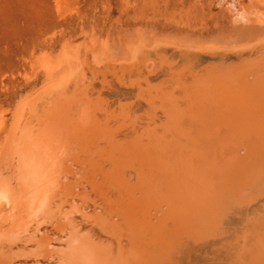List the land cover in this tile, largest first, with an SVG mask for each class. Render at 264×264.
I'll return each mask as SVG.
<instances>
[{"label":"rangeland","instance_id":"rangeland-1","mask_svg":"<svg viewBox=\"0 0 264 264\" xmlns=\"http://www.w3.org/2000/svg\"><path fill=\"white\" fill-rule=\"evenodd\" d=\"M252 3V0H0V162H2V158L5 155L6 157L8 156L9 162H11V164L14 163V169H16L17 167L19 168V166L23 165L22 167L31 170L30 164L36 163L32 161L33 158L31 157L34 156L36 158V156L38 157L41 154L40 156L43 155V158L45 159L44 161L46 162L45 169L47 172L49 170V172L47 174L45 173V176L44 174L43 176L40 174L42 177H44V179H41L39 176L38 180L40 179L39 181L40 183L42 182L41 184H43V182L45 181V185L48 184L50 180L52 181V183L50 182L48 185H46L47 187L45 188L47 189L45 191V194H48L50 196H47L49 200L47 199L48 201L45 202L46 205L44 204L41 206L40 212L37 211L35 213V216L37 218L35 216L34 218L36 219V221L31 217L32 221H34L29 224L30 228L32 227L33 229V226H37L40 223L43 224V227H47V229L50 230L49 233H51V240L55 241L59 239L58 237L61 236L60 234L63 233V231L66 230L65 228H67L68 226L66 225L67 222L65 221V216H72V213L70 214V210L73 211V215L75 211L76 216L77 213H79V216L82 215L83 211L81 210L84 209L85 211L87 208L89 210L87 209L88 211H85L84 213H97L100 209L98 204L101 202L100 206L102 207L100 212H102V214L104 215L107 214L106 218H110L109 220L111 221H114L113 219H116L115 222L118 221V225L120 226L126 225L125 227L122 226L123 228L119 226L120 230L122 231L121 237L125 239L123 240L122 244L127 247L132 246L133 251L136 253V255L139 253L138 256H143V259L147 258L149 260V258H151L150 262L146 259L149 263H152L154 261L153 259H163L170 255V257L173 258V261L171 260V264H264V260H261L264 259V163H259L256 166L258 170L256 168H253L250 172L245 174L244 177L242 176L241 179L234 182L233 185L231 184L232 186L230 185L224 190L222 199L223 202H221V205H218V208H215V211L208 213V220H205L201 224V226H195L197 227V230L198 228L200 229L197 232L202 238L197 235L198 233L193 234L196 231L191 228L195 229V227H190L188 225L189 227H187V229H191L189 231H194L192 234L195 235L198 240H196L197 238L194 239L195 236H191V232L189 233L191 236L190 238V236L186 234V230L180 231L178 232V234L176 233L175 228L178 226V223H175V225L177 224L176 227L172 225V223L174 224L177 219L174 221L176 215L171 210L172 202H169L171 201V199L169 200V198H167L165 195H162L164 194L162 192H160L161 194L157 193L159 196H157V194L155 193V197H150V195L145 196V188L149 186L146 184L148 182H145V184L147 185L145 186L142 182L143 180H140L138 177H136L138 175L137 171H135L136 174H134V170H132L133 168H136L135 170H138L140 168L150 170L153 167L154 160L162 162L161 165L164 166L169 164L170 162L173 165H175V163H178L177 160H179V151L176 148L174 150V147H172L173 150L170 148V150L167 149L166 151L163 146L164 139L169 140L172 139L171 137H173V130L171 128L170 130L165 125L166 122H168L169 125L172 126V128H175V121L172 119V117L174 118V115L168 114L166 112V108L169 105L170 107H168L172 108V110L176 107V110L178 108L179 111H182V109L188 106L189 101L184 100L183 97H185L186 91H188L187 86L190 87L193 84V77L191 76V73L197 74L203 81L204 79L206 80L209 77V79H207L209 81H205V83L208 82L206 83L207 86L211 84L213 85L214 83V85H216V81L214 82V79H212L213 75L218 74V77L217 75L214 76L215 79H221L220 76L224 77L223 75H232L235 72L239 71L241 67H244L248 64L253 65L255 63V60L258 58L255 54V51L258 48L254 49L253 47L247 45V42L252 43V40L245 38V40L243 41L244 38L238 37L239 35L238 33H236L237 28H239V30H246L247 25L240 23L237 24L235 22V18H233L234 12L231 10V6L233 5L238 6L237 8L244 9L245 7L249 9L251 8L250 6H252ZM253 4H255V1ZM259 7L262 8V5H259ZM160 38L164 39V41ZM156 39L158 41H156ZM142 40L145 43L142 42L141 44ZM151 41H153L154 43ZM203 43L205 45L208 44V46H206L208 48H206ZM213 43H215L217 47H215ZM75 45H77V47ZM63 49H66V51H64ZM231 49L232 51H229ZM64 52L65 55L67 54V56H69L66 60H64V57H67L63 54ZM100 52L103 55H101ZM104 52L107 54H105ZM60 56L61 58H59ZM71 56L78 59H70ZM120 57L122 60L119 59ZM98 61H101V63H98ZM65 62H69L68 65H71L66 66L67 64ZM48 66L51 67L49 68ZM71 68L72 70H70ZM49 70L51 71L49 72ZM189 70L192 72H190ZM63 71L65 72L62 74ZM57 74H59L60 76L62 74V78L66 77L64 79L65 81L63 79L61 80V77L57 78L59 76ZM84 74L87 77H85ZM55 78L60 81L55 80ZM139 78H141L142 81ZM225 79L226 77L222 78V80L224 81ZM249 79L252 80L253 75L249 76ZM51 80L53 81V83ZM61 81H63L64 83H62ZM218 82L219 81H217V85L219 84ZM125 89H130L132 91V95L126 93ZM142 89L143 91L146 90L143 93L144 95L142 94L143 97L141 95H138V91ZM169 92L170 95L168 94ZM140 96L142 97V99ZM30 97L33 98L32 101ZM26 98L30 100L27 99L28 101H26ZM24 100L26 102H24ZM137 100H140L139 102L141 104H139ZM21 102H23L22 107ZM19 103L20 109L18 108ZM149 106L151 108H149ZM16 109H19L20 112L22 111L21 113L19 112V114H21L20 116H18L19 119L17 120V122L19 123H16L18 126L15 124L16 121H14L15 116L18 113V110L17 112L15 111ZM151 109L152 111H150ZM178 110L177 112H179ZM148 114L150 115V117ZM157 117L159 119H157ZM13 124L16 125L15 129V125ZM167 129L169 133H166ZM10 132L11 136H8ZM75 135H77L78 137ZM141 136L142 138H139L141 144L136 143L135 139ZM74 139H77L79 141L77 142ZM153 141L155 142L153 143ZM76 143H78V145ZM79 145H81V149L84 148L85 151L82 150V152L84 151V153L81 152ZM137 145L139 149H136ZM24 147L27 149V151H25L26 149ZM38 148L41 149L39 150ZM86 149H88V153H85ZM134 149H136L137 151ZM176 150L177 152L174 153V151ZM76 151L77 153H74ZM90 151L93 154V156L91 154L93 158L90 157ZM36 152H39L37 153L38 155L36 154ZM170 152H172V154ZM79 153L83 155H80ZM77 154L80 156H76ZM71 156L74 157L72 158ZM87 156L88 158H90L86 160ZM168 156L171 158V160ZM29 157L32 160H30ZM101 158L105 160L102 161ZM23 159L27 161L25 162ZM82 159L85 163L81 162ZM113 159L115 162L113 161ZM13 160L17 161V163L20 161L18 166L17 163L13 162ZM78 160L79 162H77ZM109 161H111V165L108 163ZM118 161L121 163H119ZM89 162L90 164H88ZM34 164L32 165L35 167L36 165ZM81 164L82 167H80ZM84 164L85 168H83ZM115 164L118 168H116ZM26 165H29L30 167ZM119 165L121 166L119 167ZM125 165L130 168L128 169L126 167L124 172ZM101 166L104 167L103 170ZM168 166H166L167 170H172L173 166ZM22 167H20V171L23 169V171L25 172V168ZM36 167L34 168V171L37 170ZM99 167L101 168V170H99ZM121 167H123V172L126 175H120L119 168ZM82 169L85 170L83 171ZM105 170H108L109 173H107L108 171ZM31 171H33V167ZM52 171L53 173H51ZM253 171H255L256 173H259L260 171V173L256 174ZM126 172L130 175L132 174V176H128ZM103 174L106 176H104ZM196 174L197 172L195 171L194 175ZM52 175L53 177H51ZM57 175L61 176L58 177ZM246 175L248 176V178ZM96 176L98 177L96 178ZM125 176L129 177L130 179L127 178L128 180H126ZM50 177L53 179H50ZM80 177L84 179H80ZM256 177L258 178V180ZM112 178H117L118 180L115 179L116 181H113ZM137 178L138 181L140 180V182L136 180ZM75 180H77L81 184L79 185V187L76 186L78 185V182ZM79 180H81V182ZM248 180H250L249 183ZM128 181H130L132 184ZM113 182H115V185L111 187ZM253 182L255 184H253ZM124 183H126L127 186L122 185ZM57 184L61 186H57ZM83 184H86L87 187H83L85 186ZM154 184L156 185V182H154ZM203 184L204 187L202 189V193H205V191L208 190V187H210V184L208 181H203ZM62 185H64V187H62ZM128 185L130 186L128 187ZM142 185H144L145 187L143 188ZM230 187H232V189ZM105 188L107 189L105 190ZM112 188H115L118 191ZM148 188H150V186ZM82 189L85 191H83ZM121 189L125 190L122 191ZM140 189L143 191H141ZM110 190L111 192L108 193V191ZM130 190H133V192H131ZM57 191H60V194ZM89 191L91 197L87 196V194H89ZM137 191L139 192L135 194ZM56 192L58 193L57 197ZM119 192L121 193L119 194ZM128 192H131L130 195H128ZM107 193L109 196H107ZM71 194H73V196H71ZM153 194L154 193H152L151 195ZM99 196H101L102 198ZM162 196L163 199L165 198L164 200L162 199ZM68 197L71 199L74 197L75 198L74 200H71ZM76 197L78 198V200L76 199ZM107 197L113 198H109L110 200L105 199ZM50 198H52V202L50 201ZM90 198L93 199L90 200ZM143 198H145V200ZM150 198H152L153 200H150ZM166 198L168 200H166ZM3 199H1L0 202L2 204L5 203L7 206L5 207L8 208L6 200ZM58 199L61 202H59ZM98 200H102L103 203H105L102 205V201ZM111 200L113 202H111ZM154 200H156L157 203ZM161 200L164 201L163 204L167 203V205L164 206ZM75 201L77 202L75 203ZM89 201H92V203L90 202L91 206L89 205ZM96 201L98 202V204ZM143 201H145L148 205L146 206L144 204L145 202ZM50 202L51 204H49ZM54 202L55 206L53 208ZM56 202L58 203L56 204ZM80 202L81 204H79ZM107 202L109 203L107 204ZM72 203H74L75 205H73ZM118 203L121 207L118 205ZM112 204H114L115 207H112L114 206ZM137 204L140 205L136 206ZM19 205H16L15 208L21 209L24 206L23 204ZM47 205L48 207H46ZM80 205H83V207H81ZM160 205H162L161 208H158L157 206ZM93 206L95 207V209ZM168 206H170L171 208H169ZM72 207L75 208L72 209ZM89 207H91L93 210H96L97 208L98 209L97 211H93ZM103 207H107L105 209V212L107 213L102 211ZM116 207H118L119 209H117ZM134 207L137 209H133ZM15 208H12V212L15 217L18 216L19 213V219L24 220V218H28V216L32 215L30 214L32 212V209L28 210L29 208L26 209V206L21 209H26V211H22L23 213H20L21 210H17ZM61 208H63V212ZM144 208L146 210H144ZM148 208L150 210H148ZM114 209H116V211ZM56 211H58L59 213L57 212L56 214ZM80 211L82 214L80 213ZM90 211L91 213H89ZM119 211H121L122 216L119 214ZM163 211L164 214L162 215ZM24 212H29L30 215L27 213L25 214L24 218H22V214L24 215ZM124 212L125 214H123ZM154 212L156 215L154 214ZM42 213H45V215ZM127 213H129V217ZM38 214L40 215L39 217L41 218V221L39 220L40 218L38 217ZM110 215L113 216V218ZM131 215L133 216V218L131 217ZM146 215L148 217L145 220L144 218L146 217ZM44 216H46V219ZM114 216H116L117 218ZM156 216L162 217L160 219ZM163 216L165 218H163ZM120 217L121 219L123 218L122 220L124 221L122 225L120 222L123 221H121ZM152 217L154 220L152 219ZM57 218L59 220L61 218L62 221H59ZM118 218L119 220H117ZM87 219L89 221L88 223L92 224L93 222V224H96V222L93 221V217L91 219L90 217ZM155 219L160 220L155 221ZM167 219L172 220L171 224H168L170 223V221L167 222ZM130 220L135 221L138 226L142 225V229L146 224V226H144V230L147 231L152 226H156L157 228H154H156L155 230L159 229L157 232H159L160 235L158 236H161L164 232L163 236L158 238L156 232L153 230L154 228L151 229V231L153 232H150V236L152 238L148 235L150 233H146L147 231H145L147 235L144 234V236L146 235L148 239L150 238L149 240L153 241L156 238V241H158L156 242L154 240L155 243L154 246H152L160 249H157L156 251V248L153 249V247H149L151 245L147 247L146 244L144 247H142L144 245V242H148L147 245L153 243L151 241H147L148 239H146V237L144 236L142 237L145 238V240L142 241L143 245L140 244L141 242L136 244H140V246L142 247L141 250L137 248L136 245L135 247H133V245H130L128 243V235L131 233L128 225L129 222H131ZM209 220L210 222H208ZM145 221H148L149 223ZM152 221L153 224L156 225H153ZM34 222H36V224ZM48 225H50V227ZM169 225L171 226V228ZM167 226H169L170 230L173 228L171 231L173 232L172 235H168V233H171H167L164 230H167ZM126 227L128 229H126ZM162 228L164 231L162 230ZM135 231L138 232L137 229ZM9 233L10 234L6 233L0 235V264H22L25 259L27 260H25L26 262L24 261L25 264H29L30 261V264H36L37 262L41 264H54L51 261L54 256L51 255L52 253L55 254L56 252L53 250V243L46 244L48 243L49 238L46 241H43L42 244H36L39 243L38 241H40L41 233H39L40 237L37 236L38 238H33L30 241L26 239V236L25 239L22 237L21 234L26 235L24 230H20L19 233ZM174 233H176L177 236H181L182 238L176 241ZM52 234L54 237L56 236L55 234H57V239H54ZM14 236L16 237L15 240H13ZM167 237L168 239H170L168 240ZM172 239L174 240V242ZM22 241L23 245H21ZM58 241L59 240H57L56 242ZM159 241L164 245H160L161 243ZM167 241L169 242L167 243ZM180 241H185L186 243H188L187 246L183 245L182 252L178 250L179 248L176 246L177 242ZM19 242H21L20 245L17 244ZM165 242L167 244H165ZM170 242L173 244L171 247L167 246ZM23 246L26 247V249ZM29 246L31 247L27 248ZM145 247L149 249H146ZM168 247L170 249L172 247H175L177 248L176 250L180 251L182 254L180 252L169 254L170 252H172V250H170ZM129 248L130 251L133 252L131 247ZM136 248L137 250H135ZM143 248H145L146 250H144ZM152 249L155 253L159 252L158 257L157 254H154ZM140 253L142 254V256ZM147 253L153 254L156 258H154V256L151 254V257H149L150 255ZM143 254L145 256L147 255L148 257L146 256L145 258ZM47 255L51 256H49V259H51L50 261ZM22 256L26 258H23ZM31 256H34L33 260L30 259ZM19 258H21V260H19ZM34 260L36 262H34Z\"/></svg>","mask_w":264,"mask_h":264},{"label":"bare ground","instance_id":"bare-ground-1","mask_svg":"<svg viewBox=\"0 0 264 264\" xmlns=\"http://www.w3.org/2000/svg\"><path fill=\"white\" fill-rule=\"evenodd\" d=\"M236 1V0H235ZM253 3L255 1V4L252 3V6H250L251 8L247 9L244 7L243 8H237L238 6L236 5H233L231 6V10L234 12V17L235 18V22L238 24H245L247 25V29L246 30H239V28H237V32L238 33V37L239 38H244L243 41L246 39H250L252 40L253 42L250 43V42H247V45L253 47L254 49L255 48H258L255 52V54L257 55V59L255 60V63L253 65H246L244 67H241L239 71L235 72L234 74L232 75H223L224 77H226L225 81L222 80V76L221 79L219 78H216L215 79V75H217V77L219 76L218 74H215L213 75L212 79H214V82L216 81V85H208L205 83V81H209L207 79H209V77L204 81L201 80L199 78V76L197 74H192L191 73V76L193 77V84L188 87V91H186V94H185V97L184 100L186 101H189V104L186 108L182 109V111H179L178 108L177 110L179 112H177L176 110V107L175 109L172 110V108H169L167 106L166 108V112L168 114H173L174 115V118L172 117V119L175 121V128H172V126L169 125L168 122H166V126L170 129H172V134H173V137H171L172 139H164V149H169L170 148L173 150L172 147H174V150L175 148L179 151V160L178 163H175V165H173L171 162L167 165H161L162 162H159L158 160L157 161H153V167L150 169V170H147V169H143V168H140L138 170H135L136 168H133L131 167L132 170H134V174L135 171H137V176L140 180H143V184L145 186L149 185L150 188L146 187L145 189V196L147 195H150V197H155V195L157 193H164L162 195H165L167 198H169V200L171 199V201L169 202H172L171 205H172V211L173 213L176 215L174 221L177 219L176 222H174V224L172 223V225H175V223H178V226L175 228L176 229V233L178 234V232L180 231H183V230H186V234L190 236V232H191V236L195 233H198L197 231L200 230L198 228V230L196 229L199 225L201 226V224L205 221V220H208V213L209 212H212V211H215V208H218L217 206L218 205H221V202L222 199H223V192L224 190L229 187L231 184L233 185L234 182L238 181L239 179H241V177L245 176V174H247L248 172H250L253 168H256V166L260 163H264V0H252ZM234 2V1H233ZM239 2V1H238ZM235 4V3H234ZM238 5V4H237ZM259 5H262V8L259 7ZM231 14V13H230ZM225 35V34H224ZM223 35V36H224ZM139 36V34H138ZM141 36V35H140ZM135 37V36H134ZM232 37V36H231ZM127 39V38H125ZM161 39V38H160ZM159 39V40H160ZM231 39V38H230ZM164 41V39H161ZM160 40V41H161ZM241 40V39H240ZM146 41V40H145ZM156 41H158L156 39ZM166 41V40H165ZM242 41V42H243ZM136 42V41H135ZM138 42V41H137ZM142 42H144L143 40L141 41V44ZM153 42V41H151ZM172 42V41H171ZM175 42V41H174ZM236 42V41H235ZM241 42V41H240ZM127 43V41H126ZM145 43V42H144ZM154 43V42H153ZM173 43V42H172ZM244 43V42H243ZM139 44V43H138ZM152 44V43H151ZM168 44V43H167ZM178 44V43H177ZM204 44V43H203ZM207 44V43H206ZM215 47L216 44L213 43ZM124 45V44H123ZM147 45V44H145ZM156 45V44H154ZM162 45V44H161ZM185 45V44H184ZM200 45V44H199ZM198 45V46H199ZM205 45V44H204ZM211 45V44H210ZM77 47V45H75ZM74 46V47H75ZM129 46V45H128ZM139 46V45H138ZM144 46V45H143ZM179 46V45H178ZM192 46V45H191ZM208 46L205 45V47ZM213 46V47H214ZM229 46V45H228ZM131 47V46H130ZM181 47V46H180ZM204 47V46H203ZM221 47V46H220ZM231 47V46H230ZM248 47V46H247ZM148 48V47H147ZM191 48V47H190ZM208 48V47H206ZM225 48V47H224ZM227 48V47H226ZM241 48V47H239ZM246 48V47H244ZM73 49V48H72ZM127 49V48H126ZM146 49V48H145ZM203 49V48H202ZM64 50V49H63ZM69 50V49H68ZM190 50V49H189ZM196 50V48H195ZM215 50V49H214ZM227 50V49H226ZM66 51V49L64 50ZM99 51V50H98ZM187 51V50H186ZM209 51V50H208ZM229 51H232L229 50ZM252 51V50H251ZM63 52V51H62ZM134 52V50H133ZM132 52V53H133ZM189 52V51H188ZM219 52V51H218ZM218 52H215V53H218ZM68 53V52H67ZM74 53V52H73ZM77 53V52H76ZM82 53V52H81ZM105 53V52H104ZM192 53V52H191ZM190 53V54H191ZM203 53V52H202ZM236 53V52H235ZM65 55V52L63 53ZM69 54V53H68ZM75 54V53H74ZM101 55H103L101 52H100ZM107 54V53H105ZM104 54V55H105ZM110 54V53H109ZM194 54V53H193ZM213 54V53H211ZM224 54V53H223ZM70 55V54H69ZM77 55V54H76ZM255 55V56H256ZM63 56V55H61ZM61 56L59 58H61ZM67 56V54L65 55ZM129 56V54H128ZM133 56V55H132ZM69 56H67L66 58L64 57V60H66ZM74 57V55H73ZM72 56L70 57L73 58ZM90 57V56H89ZM122 57V56H121ZM121 57L119 59H121ZM131 57V56H130ZM43 58V57H41ZM76 58V57H75ZM75 58H73L75 60ZM98 58V57H97ZM102 58V57H101ZM78 58H76L77 60ZM94 59H95V55H94ZM125 59V58H123ZM130 59V58H128ZM44 60V59H43ZM69 60V59H68ZM67 60V61H68ZM99 60V59H98ZM101 60V59H100ZM105 60V59H104ZM122 60V59H121ZM132 60V59H131ZM59 61V60H58ZM87 61V60H86ZM97 61V59H96ZM253 61V59H252ZM73 62V61H71ZM77 62V61H76ZM151 62V61H150ZM148 62V63H150ZM248 62H249V59H248ZM66 63V62H65ZM69 63V62H68ZM68 63H66L67 65L66 66H69L71 64L68 65ZM98 63H101V61H98ZM47 64V63H46ZM49 64V63H48ZM191 64V63H190ZM60 65V64H59ZM151 65V64H150ZM200 65V64H199ZM44 66V65H43ZM55 66V65H54ZM57 66V65H56ZM78 66V65H77ZM76 66V67H77ZM80 66V65H79ZM87 66V65H86ZM205 66V65H204ZM236 66V65H235ZM49 67V66H48ZM51 67V66H50ZM49 67V68H50ZM58 67V66H57ZM73 67V66H72ZM96 67V66H95ZM207 67V66H206ZM212 67V66H211ZM216 67V66H215ZM234 67V66H233ZM53 68V67H52ZM51 68V69H52ZM70 68V67H69ZM68 68V69H69ZM58 69V68H57ZM95 69V68H94ZM72 70V68L70 69ZM73 70H76V69H73ZM107 70V69H106ZM192 70V69H191ZM51 70H49L50 72ZM55 71V70H54ZM190 71V70H189ZM199 71V70H198ZM203 71V70H202ZM65 71L62 72V74L64 73ZM98 72V71H97ZM192 72V71H190ZM216 72V71H215ZM53 73V71H52ZM58 73V72H57ZM61 73V72H59ZM203 73V72H202ZM213 73V72H212ZM56 74V73H55ZM54 74V75H55ZM61 74V76H62ZM86 74V73H85ZM84 74V76H85ZM148 74V73H147ZM177 74V73H176ZM59 75V74H57ZM56 75V76H57ZM253 75V79L250 80L249 79V76H252ZM53 76V75H52ZM55 76V77H56ZM60 75L57 77H61ZM87 77V76H85ZM53 78V77H52ZM66 78V77H65ZM65 78H62L61 77V80L65 79ZM69 78V76H68ZM67 78V79H68ZM120 78V77H119ZM146 78V77H145ZM201 78H205V77H201ZM141 79V78H139ZM167 79V78H166ZM218 79V80H217ZM53 80V79H52ZM51 80V81H52ZM55 80H57L55 78ZM54 80V81H55ZM50 81V82H51ZM57 81H60V80H57ZM55 81V82H57ZM65 81V80H64ZM142 81V79H141ZM145 81V80H144ZM162 81V80H161ZM217 81H219L218 85H217ZM62 83H64L63 81H61ZM59 82V83H61ZM67 82V80H66ZM65 82V83H66ZM93 82V81H92ZM125 82V81H124ZM213 82V81H212ZM221 82V84H220ZM53 83V81H52ZM58 83V82H57ZM166 84V83H165ZM164 84V85H165ZM189 84V83H188ZM148 87V86H147ZM151 87V86H150ZM144 88V87H143ZM152 88V87H151ZM179 88V87H178ZM114 89V88H113ZM148 89V88H146ZM175 89V88H174ZM105 90V89H104ZM103 90V91H104ZM102 91V90H101ZM106 91V90H105ZM146 91V90H145ZM142 90L138 91V95H141L143 97V93L145 92ZM155 91V90H154ZM171 91V90H170ZM125 92L132 95V91L130 89H125ZM85 94V93H84ZM100 94V92H99ZM143 94V95H142ZM170 95V92L168 93ZM168 95V96H169ZM83 96V95H82ZM85 96V95H84ZM101 96V95H100ZM140 96V97H141ZM32 97V96H31ZM30 97V98H31ZM139 97V96H138ZM141 97V99H142ZM147 97V96H146ZM102 98V97H101ZM24 99V98H23ZM22 99V100H23ZM26 98L25 100L28 101L30 99ZM33 98H31V101H32ZM93 99V98H92ZM120 99V98H119ZM24 100V102H26ZM150 100V99H149ZM172 100V99H171ZM98 101V100H97ZM138 101V100H137ZM140 101V100H139ZM138 101V102H139ZM77 102V101H76ZM84 102V101H83ZM99 102V101H98ZM171 102V101H170ZM73 103V102H72ZM112 103V102H111ZM151 103V101H150ZM25 104V103H24ZM29 104V103H28ZM76 104V103H75ZM110 104V103H109ZM138 104V103H137ZM139 104H141L139 102ZM164 104V103H163ZM165 104H166V101H165ZM164 104V105H165ZM27 105V104H26ZM150 105V104H149ZM160 105V104H159ZM172 105V104H171ZM175 105V104H173ZM23 106V102H21V107ZM104 106V105H103ZM154 106V104H153ZM152 106V107H153ZM20 107V103L18 105V108ZM28 107V106H27ZM34 107V106H33ZM65 107V106H64ZM72 107V106H71ZM98 107V106H97ZM129 107V106H128ZM148 107V106H147ZM162 107V106H161ZM173 107V106H172ZM110 108V106H109ZM138 108V107H137ZM149 108H151L149 106ZM155 108V107H154ZM180 108V107H179ZM20 109V108H19ZM19 109H16L15 111L17 112L18 110V113L16 114L15 116V124L16 123H19L17 122V120L19 119L18 116H20L21 114H19L20 110ZM23 109V108H22ZM120 109V108H119ZM145 109V108H144ZM143 109V110H144ZM180 109V110H181ZM84 110V109H83ZM156 110V109H155ZM176 110V111H175ZM152 111V109L150 110ZM22 112V111H21ZM20 112V113H21ZM28 112V111H27ZM154 112V111H153ZM152 112V113H153ZM47 114V113H46ZM108 114V113H107ZM128 114V113H127ZM136 114V113H135ZM151 114V113H149ZM148 114V115H149ZM154 114V113H153ZM27 115V114H26ZM78 115V114H77ZM81 115V114H80ZM102 115V114H101ZM155 115V114H154ZM105 116V115H104ZM152 116V115H151ZM156 116V115H155ZM154 116V117H155ZM25 117V116H24ZM72 117V116H71ZM90 117V116H89ZM101 117V116H100ZM128 117V116H127ZM139 117V116H138ZM150 117V115H149ZM76 118V117H75ZM156 118V117H155ZM114 119V118H113ZM157 119H159L157 117ZM92 120V119H91ZM94 120V119H93ZM154 120V119H153ZM156 120V119H155ZM49 121V120H48ZM150 121V120H149ZM162 121V120H161ZM50 122V121H49ZM137 122V121H136ZM172 122V121H171ZM170 122V123H171ZM91 123V121H90ZM146 123V122H145ZM13 124V125H15ZM163 124V123H162ZM161 124V125H162ZM12 125V126H13ZM17 125V124H16ZM16 125L14 126V129L16 128ZM22 125V124H21ZM49 125V124H48ZM121 125V124H120ZM18 126V125H17ZM76 126V125H75ZM44 127V126H43ZM65 127V126H64ZM68 127V126H67ZM73 127V126H72ZM13 128V127H12ZM42 128V127H41ZM154 128V127H153ZM163 128V127H162ZM151 129V128H149ZM165 129V128H164ZM170 129V130H171ZM71 130V129H70ZM119 131V130H118ZM146 131V130H145ZM150 131V130H149ZM167 132L166 133H169L168 132V129L166 130ZM79 132V131H78ZM153 132V131H152ZM54 133V132H53ZM118 133V132H117ZM11 132L9 133L8 136H11L10 135ZM15 134V133H14ZM97 134V133H96ZM116 134V133H115ZM143 134V133H142ZM148 134V133H147ZM78 135V134H77ZM75 135V136H77ZM89 135V134H88ZM155 135V134H154ZM170 135V134H169ZM58 136V135H57ZM143 136V135H142ZM141 137H138L136 140V143H139L141 144V141L139 140V138H142ZM153 136V134H152ZM151 136V137H152ZM6 137V136H5ZM78 137V136H77ZM118 137V136H117ZM121 137V136H120ZM149 137V136H148ZM160 137V136H159ZM166 137V136H164ZM163 138V137H162ZM145 139V138H144ZM10 140V139H9ZM46 140V139H45ZM54 140V139H53ZM75 141H79L77 139H74ZM73 140V141H74ZM139 140V141H138ZM162 140V139H161ZM6 141V140H5ZM14 141V140H13ZM74 141V142H75ZM7 142H8V139H7ZM16 142V141H15ZM145 142V141H144ZM155 141H153L154 143ZM161 142V141H160ZM39 143V142H38ZM48 143V142H47ZM81 143V142H80ZM143 143V141H142ZM10 144V143H8ZM72 144V143H71ZM78 145V143H76ZM124 144V143H123ZM38 145V144H37ZM36 145V146H37ZM40 145V144H39ZM76 145V146H77ZM98 145V144H97ZM100 145V144H99ZM7 146V145H5ZM12 146V145H11ZM65 146V145H64ZM80 146V149H81V145ZM78 146V147H79ZM107 146V145H106ZM130 146V145H129ZM132 146V144H131ZM21 147V146H20ZM23 147V146H22ZM26 147V146H25ZM24 147V148H25ZM28 147V146H27ZM62 147V146H61ZM70 147V146H69ZM84 147V146H83ZM82 147V148H83ZM93 147V146H92ZM111 147V146H110ZM115 147V146H114ZM113 147V148H114ZM117 147V146H116ZM120 147V146H119ZM2 148V147H1ZM13 148V147H12ZM10 148V149H12ZM23 148V149H24ZM86 148V147H85ZM128 148V147H127ZM126 148V149H127ZM26 149V148H25ZM39 150L41 148H38ZM90 149V148H89ZM119 149V148H118ZM125 149V147H124ZM136 149H139L138 148V145L136 147ZM134 149V150H136ZM29 150V149H28ZM59 150V149H58ZM65 150V149H64ZM69 150V149H68ZM75 150V149H74ZM78 150V149H77ZM83 149H81V152H82ZM88 149H86V152L85 153H88L87 152ZM91 150V149H90ZM110 150V149H109ZM121 150V149H120ZM123 150V148H122ZM128 150V149H127ZM133 150V151H134ZM174 151L175 152H177ZM27 151V149L25 150ZM43 151V150H42ZM85 151V150H84ZM84 151L82 153H84ZM117 151V150H116ZM137 151V150H136ZM2 152V151H1ZM24 152V151H23ZM29 152V151H28ZM55 152V151H54ZM73 152V151H72ZM80 152V150H79ZM119 152V151H118ZM116 152V153H118ZM129 152V151H128ZM127 152V153H128ZM32 153H35V152H32ZM39 153V152H36V154ZM45 153V152H44ZM74 153H77L74 152ZM115 153V152H114ZM126 153V154H127ZM169 153V152H168ZM172 154V152H170ZM173 153V154H174ZM27 154V153H26ZM25 154V155H26ZM80 154V153H79ZM90 157L93 156V154L91 153L90 151ZM88 154V156H89ZM92 154V156H91ZM169 154V155H171ZM24 155V156H25ZM38 155V154H37ZM41 155V154H40ZM36 156V158L34 156H32L31 158H33V160L30 158V160H32L33 162H36L34 165H36L35 167L37 168L36 171H34V166L30 163H27V164H30L29 165H26L28 167L31 168L32 170V167H33V171H31L30 169H26L25 167H22L23 165L19 166V168L17 167L19 162L17 163V161L13 160V162L17 163V168L14 169V163L11 164V162H9V158L8 156L6 157L5 155L3 156L2 158V162H0V198L3 199V200H6V203L8 204V208H6V204H2L0 202V235L2 234H10L9 232H12L13 234L16 233V232H20L24 230V232L26 233V235L24 234H21L22 237L25 239V236H26V239L28 241H30L31 239L33 238H36L37 236H39V233L41 238H40V241H38L39 243H36V244H42L43 241H46L48 238V243L46 244H52L54 245L53 247V250L56 252L55 254L52 253L51 256H54L51 259H49V256H48V259L49 261L51 260L52 263L54 264H171V260L173 261V258L170 257V255H168V257H165L163 259L161 258H156L153 254L151 253H147V254H151L154 256V258L156 259H153L152 263H149L151 261V258H149V260L145 258L149 261H147L146 259H143V256L141 254L142 257H139L138 254L136 255V253L133 251V248L132 246H129L131 247L132 251H130V248L127 247V246H124V244H122L123 240H125L122 236V231L120 230V227L122 226H126V225H122L124 223V221L121 219V221L123 222H120L122 226L118 225V221L115 222L116 219H113L114 221H111L109 220L108 218H106L107 214L104 215L102 214V212H100L101 210V207L100 204L101 202L98 204L100 209L98 212L100 213H96V212H92L91 211L93 210L91 207L92 210L89 212L91 214H86L84 213L85 211H88L87 209L84 211V209H82L81 211H83V214L82 215H78L79 213H77V216L80 218H78L75 214V211H74V215H73V211L70 210V214L72 213V216L71 215H66V222L68 225L67 228H65L66 230L63 231V233L59 234L61 235L60 237H58L59 239H57V234H55L56 236L54 237L53 234L52 236L54 237V239L56 238L57 240H59L58 242H56L57 240L55 241H52L51 240V233H49V229H47V227H43L42 225L43 224H38L37 222V226H32L34 227L32 229V227L30 228L29 227V224L31 222H33L34 220L36 221V219L34 218L35 216V213L37 211H41V206L45 204L46 201H48L49 199L47 198V196H49L48 194H45L46 190L45 189L50 182L52 183V181L50 180L48 184L45 185V181L43 182V184L40 183V179L38 180L39 176L40 178L44 179L43 174L45 176V173L47 174L49 172L46 171V162L44 161L45 159L43 158V155L42 156ZM74 155V154H72ZM80 155H83V154H80ZM80 155H76V156H80ZM87 155V154H86ZM120 155V154H119ZM123 155V154H122ZM29 156V155H28ZM45 156V155H44ZM61 156V155H60ZM59 156V157H60ZM87 156L86 160L89 159ZM173 156V155H172ZM171 156V157H172ZM178 156V155H177ZM23 157V156H22ZM47 157V156H46ZM52 157V155H51ZM72 157V156H71ZM74 157V156H73ZM72 157V158H73ZM84 157V156H83ZM111 157V155H110ZM113 157V156H112ZM120 157V156H119ZM122 157V156H121ZM125 157V156H124ZM165 157V156H164ZM169 157V156H168ZM70 158V156H69ZM93 158V157H92ZM144 158V157H143ZM166 158V157H165ZM178 158V157H177ZM36 159V160H35ZM49 159V158H48ZM56 159V158H55ZM102 159V158H101ZM116 159V158H115ZM169 159L171 160V158L169 157ZM18 160V159H17ZM25 161V159H23ZM47 160V159H46ZM61 160V159H60ZM81 160V159H80ZM105 160V159H102V161ZM145 160V159H143ZM174 160V159H173ZM176 160V159H175ZM22 161V160H21ZM23 161V162H24ZM27 161V160H26ZM25 161V162H26ZM108 161V160H107ZM107 161H106V165H107ZM114 161V159H113ZM117 161V160H116ZM164 161V160H163ZM22 162V163H23ZM65 162V161H64ZM67 162V161H66ZM72 162V160H71ZM79 162V160L77 161ZM82 163L84 162V160L82 159L81 161ZM88 162V161H87ZM86 162V163H87ZM90 162H91V159H90ZM90 162L88 164H90ZM93 162V161H92ZM111 161H109L108 163L110 164ZM115 162V161H114ZM113 162V163H114ZM119 162V161H118ZM85 163V162H84ZM121 163V162H119ZM127 163V161H126ZM129 163V162H128ZM168 163V162H167ZM77 164V163H76ZM92 164V163H91ZM48 165V164H47ZM56 165V164H55ZM58 165V164H57ZM101 165V164H100ZM111 165V164H110ZM113 165V164H112ZM124 165V163H123ZM129 165V164H128ZM168 165H172L173 168L172 170H167L166 166ZM85 164L83 165V168ZM90 166V165H89ZM103 166V164H102ZM101 166V167H102ZM116 168L117 165L115 164ZM121 165H119L120 167ZM20 167L22 168H25V172L23 171V169L20 171ZM48 167V166H47ZM50 167V166H49ZM54 167V166H52ZM65 167V166H64ZM82 167V164L81 166ZM111 167V166H110ZM114 167V166H113ZM112 167V168H113ZM126 167L129 169L130 167L126 166L125 165V168H124V172H125V169ZM169 167V166H168ZM100 168V167H99ZM104 167H102V170H103ZM115 168V169H116ZM60 169V168H59ZM68 169V168H67ZM77 169V168H76ZM127 169V170H128ZM130 169V170H131ZM257 169V168H256ZM260 169V168H259ZM55 170V169H54ZM53 170V171H54ZM83 170V169H82ZM85 170V169H84ZM83 170V171H84ZM101 170V168L99 169ZM118 170V169H117ZM255 170V169H254ZM258 170V169H257ZM53 171L51 173H53ZM73 171V170H72ZM105 171H108V170H105ZM113 171V170H112ZM197 172L196 175H194V172ZM256 171V170H255ZM253 171V172H255ZM62 172V171H61ZM75 172V171H74ZM78 172V171H77ZM104 172V171H102ZM102 172H98V173H102ZM116 172V171H115ZM123 172V167L119 168V173L120 175L124 174ZM130 172V171H129ZM263 172V171H262ZM261 172V173H262ZM58 173V172H57ZM56 173V174H57ZM67 173V172H66ZM71 173V172H70ZM73 173V172H72ZM109 173V171L107 172ZM127 173V172H126ZM131 173V172H130ZM256 173V172H255ZM254 173V174H255ZM260 173V171H259ZM259 173H256V174H259ZM42 176H41V175ZM62 174V173H61ZM113 174V173H112ZM128 174V173H127ZM71 175V174H69ZM73 175V174H72ZM102 175V174H101ZM104 175V174H103ZM110 175V174H109ZM108 175V176H109ZM126 175V174H124ZM130 174H128L129 176ZM262 175V174H260ZM58 177L61 176V175H57ZM67 176V175H65ZM82 176V175H81ZM106 176V175H104ZM132 176V174L130 175ZM247 176V175H246ZM47 177V176H46ZM49 177V175H48ZM53 177V175L51 176ZM50 179H53L51 178ZM55 177V176H54ZM84 177V176H83ZM90 177V176H89ZM98 176H96L97 178ZM111 177V176H110ZM135 177V175H134ZM258 177H261V176H258ZM85 178V177H84ZM82 177H80V179H84ZM109 178V177H108ZM126 180L130 179L129 177L125 176ZM128 178V179H127ZM138 178L136 179L138 181ZM153 178V179H152ZM248 178V176H247ZM251 178V177H250ZM257 178V177H256ZM57 179V177H56ZM103 179V178H102ZM101 179V180H102ZM117 179V178H115ZM115 179L112 178V180L114 181ZM255 179V178H254ZM49 180V179H48ZM47 180V181H48ZM55 180V179H54ZM100 180V179H99ZM104 180V179H103ZM118 180V179H117ZM120 180V179H119ZM140 180L138 182H140ZM258 180V178H257ZM58 181V180H57ZM64 181V180H63ZM71 181V180H70ZM77 181V180H75ZM81 182V180H79ZM83 181V180H82ZM110 181V180H109ZM116 181V180H115ZM121 181V180H120ZM203 181H208L209 184H210V187H208V190L205 191V193H202V189L204 187V184H203ZM245 181V179H244ZM256 181V180H255ZM59 182V181H58ZM78 182V181H77ZM84 182V181H83ZM87 182V181H86ZM85 182V183H86ZM103 182V181H102ZM111 182V181H110ZM122 182V181H121ZM126 182V181H124ZM130 182V181H128ZM136 182V181H135ZM145 182H148L145 184ZM154 182H156V185L154 184ZM247 182V180H246ZM250 182V180H248V183ZM252 182V181H251ZM64 183V182H63ZM93 183V182H92ZM101 183V182H100ZM115 182H113L112 186L115 185L114 184ZM131 183V182H130ZM60 184V183H59ZM57 184V186L59 185ZM87 184V183H86ZM86 184H83L85 186L83 187H87ZM110 184V185H111ZM132 184V183H131ZM253 184H255L253 182ZM74 185V184H73ZM76 185V184H75ZM79 185H81L79 182H78V185H76L77 187H79ZM99 185V184H98ZM106 185V184H105ZM118 185V184H117ZM121 185V184H120ZM122 185H126V183L122 184ZM135 185V184H134ZM144 185L143 188L145 187ZM155 185V186H154ZM207 185V184H206ZM205 185V186H206ZM231 185V186H232ZM61 186V185H59ZM66 186V185H65ZM89 186V185H88ZM96 186V185H95ZM102 186V185H101ZM119 186V185H118ZM124 186V188H125ZM130 185H128L129 187ZM240 186V185H239ZM247 186V185H246ZM255 186V185H254ZM62 187H64V185H62ZM90 187V186H89ZM88 187V188H89ZM110 187V186H109ZM116 187V186H115ZM134 187V186H133ZM132 187V188H133ZM136 187V186H135ZM137 187H141V186H137ZM82 188V187H81ZM87 188V189H88ZM101 188V187H100ZM103 188V187H102ZM117 188V187H116ZM207 188V187H206ZM232 189V187H230ZM236 188V187H235ZM49 189V187H48ZM73 189V188H72ZM80 189V188H79ZM79 189H76V190H79ZM97 189V188H95ZM104 189V188H103ZM107 188H105L106 190ZM110 189V188H108ZM114 190H116L115 188H112ZM127 189V188H126ZM131 189V188H130ZM137 189V188H136ZM74 190V191H76ZM83 190V189H82ZM90 190V189H89ZM102 190V189H101ZM122 191L125 190V189H121ZM129 190V189H128ZM127 190V191H128ZM134 190V188H133ZM133 190L131 192H133ZM138 190V189H137ZM141 190V189H140ZM251 190V189H250ZM51 191V190H50ZM72 191V190H71ZM85 191V190H83ZM118 191V190H116ZM135 191V190H134ZM143 191V190H141ZM228 191V190H227ZM226 191V192H227ZM238 191V189H237ZM55 192V191H54ZM58 193L60 191H57ZM56 192V197H57V193ZM88 192V191H87ZM92 192V191H91ZM101 192V191H100ZM106 192V191H105ZM111 192L108 191V193ZM130 192V193H131ZM139 191H137L135 194H137ZM253 192V191H252ZM41 193V195H40ZM79 193V192H78ZM77 193V194H78ZM86 193V192H85ZM94 193V192H93ZM107 193V196H109ZM121 192H119L120 194ZM127 193V192H125ZM130 193L128 192V195H130ZM144 193V192H143ZM147 193V194H146ZM152 193H154L153 195H151ZM156 193V194H155ZM249 193V192H248ZM60 194V193H59ZM68 194V193H67ZM74 194V193H73ZM73 194H71V196H73ZM80 194H81V191H80ZM103 194V192H102ZM112 194V193H111ZM161 194V193H160ZM51 195V194H50ZM85 195V194H84ZM105 195V193H104ZM88 197H91L90 196V191H89V194H87ZM115 196V195H113ZM118 196V194H117ZM120 196V195H119ZM134 196V195H133ZM138 196V195H137ZM157 196H159L157 194ZM50 197V196H49ZM52 197V196H51ZM86 197V196H85ZM101 197V196H99ZM105 197V196H103ZM149 197V196H148ZM59 198V197H58ZM69 198V197H68ZM75 198V197H74ZM74 198H69L71 200H74ZM83 198V197H82ZM102 198V197H101ZM110 197H107L105 199H109ZM113 197H111L110 199H112ZM166 198V200H168ZM0 199V201H1ZM48 199V200H47ZM52 198H50V201L52 202L53 200H51ZM76 199L78 200V198L76 197ZM85 199V198H84ZM83 199V200H84ZM93 199V198H90V200ZM99 199V198H98ZM109 199V200H110ZM120 199V198H119ZM123 199V198H121ZM126 199V198H125ZM133 199V198H132ZM131 199V200H132ZM137 199V198H136ZM145 200V198H143ZM152 198H150L151 200ZM161 199V198H160ZM162 199H163V196H162ZM165 199V198H164ZM163 199V200H164ZM55 200V199H54ZM66 200V199H65ZM68 200V199H67ZM88 200V199H87ZM97 200V199H96ZM103 200V199H102ZM102 200H98V201H102ZM129 200V198H128ZM153 200V199H152ZM158 200V199H157ZM163 200L162 201V204H163ZM59 201V199H58ZM81 201V200H80ZM106 201V200H105ZM116 201V200H115ZM142 201V200H141ZM156 201V200H154ZM160 201V202H161ZM5 202V201H4ZM51 202L49 204H51ZM61 202V201H59ZM67 202V201H66ZM74 202V201H73ZM77 201H75L76 203ZM83 202H86V201H83ZM88 202V201H87ZM92 203V201H89V205ZM111 202H113L111 200ZM110 202V204H111ZM119 202V201H118ZM121 202V201H120ZM145 202V201H143ZM142 202V204H143ZM168 202V201H167ZM58 202H56L57 204ZM95 203V202H94ZM105 203V202H104ZM103 201H102V205L104 204ZM109 202H107L108 204ZM148 203V202H147ZM157 203V201H156ZM166 203V202H165ZM19 204H23L24 206H26L28 210H31L30 214H32L31 216H28V218H24L25 214H29V212H24V215L22 214V218L23 219H19V213H18V218L15 217V215L13 214L12 212V208L16 205H19ZM53 208L55 206V202L53 203ZM68 204V203H67ZM73 205H75L74 203H72ZM78 204V203H77ZM81 204V202L79 203ZM86 204V203H84ZM83 204V205H84ZM96 204V205H97ZM109 204V205H110ZM136 204V203H135ZM146 206L148 204H146V202L144 203ZM170 204V203H168ZM3 205V206H2ZM22 205V206H23ZM46 205V204H45ZM60 205V203H59ZM66 205V204H65ZM64 205V206H65ZM69 205V204H68ZM83 205L81 207H83ZM93 205V204H92ZM94 205V206H96ZM97 205V207H98ZM114 205V204H112ZM119 205V203H118ZM126 205V204H125ZM132 205V204H131ZM140 204H137L136 206H138ZM152 205V204H151ZM158 205V204H157ZM164 206L167 205L166 204H163ZM223 205V203H222ZM6 206V207H5ZM20 206V205H19ZM24 206L22 208H24ZM52 206V205H51ZM62 206V205H61ZM72 206V205H71ZM77 206V205H76ZM85 206V205H84ZM91 206V205H90ZM93 206V207H94ZM120 206V205H119ZM128 206V205H127ZM126 206V208H127ZM142 206V205H141ZM155 206V205H154ZM162 205L160 206H157L158 208H161ZM3 207H4V210H3ZM48 207V205L46 206ZM58 207V206H57ZM69 207V206H68ZM88 207V206H87ZM96 207V208H97ZM98 207V208H99ZM112 207H115L112 206ZM112 207H111V210H112ZM121 207V206H120ZM149 207V206H148ZM152 207V206H151ZM150 207V209H151ZM156 207V206H155ZM169 208H171L170 206H168ZM6 208V209H5ZM21 208V209H22ZM50 208V206H49ZM75 208V207H74ZM72 207V209H74ZM85 208V207H84ZM97 208V209H98ZM107 208V207H106ZM103 207L102 211H106ZM110 208V206H109ZM117 209H119L118 207H116ZM146 208V207H145ZM144 208V210H146ZM17 209V208H15ZM19 210H21L20 208H18ZM17 209V210H18ZM26 209H23L20 211V213L22 211H26ZM40 209V210H39ZM52 209V208H51ZM66 209H67V206H66ZM71 209V207H70ZM81 209V208H80ZM95 209V207H94ZM96 210H93V211H97ZM133 209H137V208H133ZM132 209V210H133ZM148 208V210H150ZM157 209V208H156ZM164 209V208H162ZM160 209V210H162ZM16 210V211H17ZM27 210V211H28ZM49 210V209H48ZM57 210V209H56ZM62 212L65 210V207H64V210L63 208H61ZM75 210H78V209H75ZM109 210V209H108ZM116 211V209H114ZM121 210V209H120ZM129 210V209H128ZM143 210V209H142ZM141 210V211H142ZM47 211V210H46ZM52 211V210H51ZM55 211V210H54ZM72 211V212H71ZM118 211V210H117ZM135 211V210H134ZM58 211H56V214H57ZM60 212V210H59ZM58 212V213H59ZM78 212V211H77ZM120 215L122 214L121 211H119ZM149 212V211H148ZM151 212V211H150ZM166 212V211H165ZM168 212V210H167ZM170 212V211H169ZM23 213V212H22ZM46 213V212H45ZM45 213H42L45 215ZM107 213V212H105ZM130 213V212H129ZM129 213L128 214V217H129ZM133 213V211H132ZM140 213V212H139ZM29 214V215H30ZM40 214V213H39ZM38 214V217L40 216ZM117 214V213H116ZM125 214V212L123 213ZM131 214V213H130ZM147 214V213H146ZM155 214V212H154ZM159 214V213H158ZM157 214V215H158ZM164 214V211L162 213V215ZM172 214V213H171ZM214 214V213H213ZM217 214V213H216ZM37 215V214H36ZM50 215V214H49ZM60 215V214H59ZM58 215V216H59ZM114 215V213H113ZM134 215V214H133ZM140 215V214H139ZM153 215V214H152ZM156 215V214H155ZM154 215V216H155ZM111 216V215H110ZM109 216V217H110ZM122 216V215H121ZM34 218V220L32 221V218ZM36 217V216H35ZM42 217V216H41ZM45 219H46V216H44ZM57 217V216H56ZM90 219L93 217V221L96 222V224H92L91 223H88V219ZM113 218V216H111ZM116 217V216H114ZM127 217V216H126ZM131 217L133 218V216L131 215ZM135 217V216H134ZM139 217V216H138ZM148 216L146 215V217L144 218L146 220ZM157 218H160L158 216H156ZM170 217V216H169ZM167 217V218H169ZM37 218V217H36ZM40 218V217H39ZM43 218V217H42ZM59 218V217H58ZM57 218V219H58ZM62 218V216H61ZM60 218V220H61ZM111 218V219H112ZM117 218V217H116ZM163 218H165L163 216ZM26 219V220H25ZM30 219V220H29ZM48 219V218H47ZM50 219V218H49ZM65 219V218H63ZM87 219V220H86ZM140 219V218H139ZM150 219V218H149ZM153 219V217H152ZM158 219V220H160ZM41 221V218L39 219ZM44 220V219H43ZM56 220V218H55ZM59 220V219H58ZM59 220V221H60ZM119 220V218L117 219ZM129 220V219H128ZM136 220V219H135ZM154 220V219H153ZM157 219H155L156 221ZM157 220V221H158ZM164 220V219H163ZM38 221V219H37ZM46 221V220H45ZM50 221V220H49ZM62 221V220H61ZM131 222H129V229L131 230L130 234L128 235V243L130 245H133V247H135L136 244H138L139 242H141L140 244L143 245L142 247L146 246L148 247H153L154 246V240L156 241V238L152 241V240H149L146 235L150 232H153L151 231L152 228L156 227V226H152L148 231L147 230H144V226H146V224L143 226V229L141 228V226H138L135 221H132L130 220ZM149 221V220H148ZM148 221H145V222H148ZM168 224H171L172 220H169L167 219V222H169ZM47 222V221H46ZM142 222V221H141ZM140 222V223H141ZM210 222V220L208 221ZM36 224V222H34ZM149 223V222H148ZM160 223V222H159ZM34 224V225H35ZM45 224V223H44ZM55 224V223H53ZM58 224V223H57ZM152 224H153V221H152ZM167 224V223H165ZM59 225V224H58ZM151 225V224H150ZM153 225H156V224H153ZM161 225V224H160ZM195 227L194 228H191L193 229L194 231H189L191 229H187V227ZM50 227V225H48ZM54 226V225H53ZM120 226V227H119ZM149 226V225H148ZM158 226V225H157ZM164 226V225H163ZM166 226V225H165ZM170 226V225H169ZM169 226H167V230L164 229L167 233L170 232L171 234L168 233V235H172L173 232L172 229L170 230ZM160 227V226H159ZM123 228V227H122ZM146 228V227H145ZM157 228V227H156ZM156 228H154L153 230L156 232V235H157V238L158 237H162L163 236V227L162 228V235L161 236H158L160 235L159 232H157L159 229L155 230ZM169 228V229H168ZM57 229V227H56ZM125 229V228H124ZM126 229H128L126 227ZM125 229V230H126ZM137 229L138 232H136L135 230ZM123 230V229H122ZM188 230V231H187ZM203 230V229H202ZM201 230V231H202ZM58 231V230H57ZM56 231V232H57ZM124 231V230H123ZM145 231H147L145 233ZM161 231V230H160ZM175 231V230H174ZM62 232V231H61ZM194 232V233H193ZM175 234V239L176 241L181 239L182 237L181 236H177V234ZM183 233V232H182ZM193 233V234H192ZM58 234V236H59ZM126 234V233H125ZM124 234V236H125ZM144 234H146L144 236ZM17 235V234H16ZM149 236L151 235L148 234ZM166 235V234H164ZM181 235V233H180ZM185 235V234H184ZM186 235V236H187ZM199 236V233L197 234ZM11 236V235H10ZM13 236V235H12ZM39 236V237H40ZM146 237V239H148L147 241H151L153 243L151 244H148L147 243H143L142 241L145 240V238H142V237ZM148 236V237H149ZM152 236H153V233H152ZM190 236V238H191ZM195 235H193L194 237ZM151 237V236H150ZM169 237V236H168ZM167 237V239H168ZM171 237V236H170ZM185 237V236H184ZM200 237V236H199ZM38 238V237H37ZM152 238V237H151ZM174 238V237H172ZM197 238L196 236L194 237V239ZM202 238V237H200ZM10 239V237H9ZM16 237L14 236L13 237V240H15ZM143 239V240H142ZM163 239V238H162ZM166 239V240H167ZM170 239V238H169ZM168 239V240H169ZM185 239V238H184ZM193 239V238H192ZM193 239V240H194ZM20 240V239H18ZM35 240V239H34ZM160 240V239H159ZM164 240V239H163ZM162 240V241H163ZM173 240V239H172ZM186 240V239H185ZM198 240V238L196 239ZM17 241V240H16ZM51 241V242H50ZM111 241V242H110ZM158 241V240H157ZM156 241V242H157ZM161 241V240H160ZM159 241V242H160ZM171 241V240H170ZM18 242V241H17ZM169 241H167L168 243ZM172 242V241H171ZM169 243V245L167 246H172L173 244L172 243ZM174 242V240H173ZM181 242V241H180ZM177 242L176 246L179 248L178 250H180L182 252L183 250V245L187 246L188 243H186L185 241L183 242ZM127 243V244H128ZM143 243V244H142ZM161 243V242H160ZM165 242V244H167ZM195 243V242H194ZM17 244H21V242L17 243ZM28 244V243H27ZM31 244V243H30ZM34 244V243H33ZM139 245H136L137 248H139L141 250V246ZM158 244V243H156ZM155 244V245H156ZM163 243H161L160 245H162ZM175 244V243H174ZM5 245V243H4ZM11 245V244H10ZM23 245V241H22V244ZM29 245V244H28ZM27 245V246H28ZM51 245V246H52ZM126 245V244H125ZM153 245V246H152ZM164 245V244H163ZM192 245V244H191ZM1 246V245H0ZM16 246V245H15ZM26 246V245H25ZM37 246V245H36ZM47 246V245H46ZM116 246V248H115ZM184 246V247H185ZM3 247V246H2ZM24 247V246H23ZM31 246L27 247V248H30ZM49 247V246H48ZM160 247V246H159ZM4 248V247H3ZM2 248V250H3ZM21 248V247H20ZM26 249V247H24ZM40 248V247H39ZM47 248V247H46ZM52 248V247H51ZM137 248L135 250H137ZM146 248V247H145ZM143 248L144 250L146 249H149V248ZM156 248V247H153V249ZM163 248V247H162ZM169 248V247H168ZM173 248V249H172ZM170 250H172V252H170L169 254H174V253H178L180 251L176 250L177 248L175 247H172ZM8 249V248H7ZM17 249V248H16ZM19 249V248H18ZM44 249V248H43ZM129 249V250H128ZM151 249V248H150ZM152 249V251H153ZM158 248H156V251H157ZM160 249V248H159ZM158 249V250H159ZM20 250V249H19ZM24 250V249H22ZM260 250H263V249H260ZM139 251V250H138ZM168 251V250H167ZM166 251V252H167ZM177 251V252H176ZM37 252V251H36ZM140 252V251H139ZM154 252V251H153ZM161 252V251H160ZM180 252V253H181ZM30 253V252H29ZM33 253V252H32ZM31 253V254H32ZM159 252L155 253L154 254L156 255L157 254V257H158V254ZM8 254V253H7ZM24 254V253H23ZM30 254V255H31ZM34 254V253H33ZM182 254V253H181ZM184 254V253H183ZM29 255V254H28ZM151 255L149 257H151ZM162 255V254H161ZM160 255V257H161ZM179 255V254H178ZM50 256V257H51ZM167 256V255H166ZM260 256V255H259ZM263 256V255H262ZM10 257V255H9ZM14 257V256H13ZM23 257V256H22ZM33 257L34 256H31L30 259L33 260ZM37 257V256H36ZM148 257V256H147ZM164 257V256H162ZM179 257V256H178ZM23 258H26V257H23ZM22 258V259H23ZM29 258V257H28ZM19 260H21V258H19ZM26 260V259H25ZM24 260V261H25ZM258 260V259H257ZM261 260H264V259H261ZM13 261V260H12ZM23 261V263H24ZM27 261V260H26ZM25 261V262H26ZM246 261V260H245ZM259 261V260H258ZM31 262V261H30ZM29 262V264H30ZM34 262H36L34 260ZM131 262V263H130ZM138 262V263H137ZM22 263V264H23ZM38 264H41L39 262H37ZM36 263V264H37ZM252 263V262H251ZM264 263V261H263ZM25 264V263H24ZM28 264V263H27ZM34 264V263H32ZM51 264V263H49Z\"/></svg>","mask_w":264,"mask_h":264}]
</instances>
